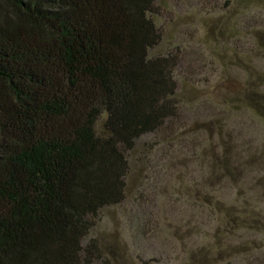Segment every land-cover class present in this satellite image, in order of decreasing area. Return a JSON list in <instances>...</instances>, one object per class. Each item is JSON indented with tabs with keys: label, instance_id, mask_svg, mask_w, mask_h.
Instances as JSON below:
<instances>
[{
	"label": "trees",
	"instance_id": "trees-1",
	"mask_svg": "<svg viewBox=\"0 0 264 264\" xmlns=\"http://www.w3.org/2000/svg\"><path fill=\"white\" fill-rule=\"evenodd\" d=\"M161 1L0 0V264L127 263L90 235L102 213L153 192L151 155L187 130L180 60L157 51ZM260 87L250 73L239 94ZM210 197L196 203L220 210Z\"/></svg>",
	"mask_w": 264,
	"mask_h": 264
},
{
	"label": "rangeland",
	"instance_id": "rangeland-1",
	"mask_svg": "<svg viewBox=\"0 0 264 264\" xmlns=\"http://www.w3.org/2000/svg\"><path fill=\"white\" fill-rule=\"evenodd\" d=\"M159 8L157 51L180 60L181 123L195 130L151 155L153 192L102 213L90 236L127 260L110 264H264V87L249 100L239 94L250 73L264 74V2L162 0ZM196 194L220 210L201 209ZM230 207L252 226L229 224Z\"/></svg>",
	"mask_w": 264,
	"mask_h": 264
}]
</instances>
